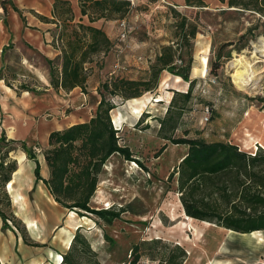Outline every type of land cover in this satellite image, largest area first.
<instances>
[{
	"label": "rangeland",
	"instance_id": "1",
	"mask_svg": "<svg viewBox=\"0 0 264 264\" xmlns=\"http://www.w3.org/2000/svg\"><path fill=\"white\" fill-rule=\"evenodd\" d=\"M129 1L131 6L137 2V5L132 6V11L116 14L120 19L124 18L125 38L120 40L119 32L116 37L114 34L110 37L107 35L110 45L89 51L86 63L95 60L96 65L104 67L105 62L99 64L96 58L111 52L114 42L126 48L131 38H139L152 43V48L156 40L163 38L160 50L163 46H171L173 61L175 58L182 60L179 64L173 63V71H181L190 60L189 78L194 79L189 101L183 105L181 96L177 95L171 103L170 113L176 118L177 124L174 135L184 136L187 132L185 136L206 140L232 139L242 145L250 140L251 148L258 145V141L262 142L264 61L253 63V67L257 68L254 71V92H246L232 82L230 73L233 68L230 62L237 57L236 53L243 50L250 57L252 44L259 36H264V0H236L234 8L226 4L217 9L185 8L183 13L161 0ZM58 10L61 18L55 27L53 41L59 47L68 48L67 42L74 36V24L81 21L72 18L71 13L65 11L66 6L61 5ZM91 10L92 7L88 11ZM193 26L195 30L191 35ZM76 30L79 34L83 33L79 28ZM139 48L138 45L133 47ZM2 58L0 133L4 131L6 134L4 124L9 115L13 116L15 112L34 127L40 125L37 127L38 133H33V138L15 139H25L27 146L35 144L36 157L39 156L44 164L43 153L48 147L45 132L83 121L95 111L89 108L88 112L80 113L78 107L69 105L72 94L61 88L56 90L48 80L47 83L39 80L30 71L28 62H20V56L12 45L6 46ZM115 63L118 65L114 69ZM120 67L118 61L106 62L104 76L102 74L96 79L97 89H103V83L117 74L121 75L117 72ZM193 67L194 70L198 69L199 73L193 71L196 75L192 74ZM213 67L215 70L212 71ZM144 74L138 73L136 78ZM176 75L167 69L160 71L150 84L152 88L139 95H149L148 102H144L139 114L131 109L132 97L110 110L111 122L118 129L119 142L128 145L133 156L144 166L136 161L130 163L131 160L124 159L118 153L110 155L105 161L106 165L102 164L96 184V187L99 186L95 188V193L93 191L89 204L96 209H120L119 217L111 220L103 219L96 213L79 214L73 210L70 211V216H73L70 219L67 216L68 209L53 199L45 184L41 180L34 182V161L26 156L20 141L10 140L8 138L11 137L7 135L5 139H0V160L3 162L0 177L3 174L9 176L7 182H0V210L7 217L8 226L2 225L0 217V264H32L31 261L36 257L40 261L35 264H59L62 259H59V254L63 255L69 247L63 246L61 238L64 235L66 246L71 236L66 229L70 220L80 223L79 232L88 240L91 248V251H81V247L77 246L74 255L81 264H94L95 260L100 264H122L123 261L129 264L131 247L135 244L141 252L135 264H155L159 257L173 252L175 244L185 249L186 256L182 264H264V243L260 244L264 233L252 236L237 233L236 239L248 243L232 239L228 241V232L224 228L210 226L207 222L204 225L181 211L177 174L172 178L168 175L181 160L182 154L186 153L187 145H172V142L157 135L159 119L165 114L173 90L185 91L188 87V81L180 75L181 79L177 80ZM123 76L128 77L127 74ZM20 84H25L30 90L22 89ZM7 86L12 88L8 92L14 95L10 99L14 103L12 113L9 107L6 108V103H11L5 95ZM75 87L73 90L81 89ZM33 90L40 91V94L35 97L31 92ZM105 95L110 97L107 91ZM156 95L161 96L160 101H152ZM205 105L210 107V117L206 121L202 117ZM177 112H180L178 116ZM248 126L252 128L250 131ZM163 144L165 147L162 149ZM9 166L15 168L10 171ZM104 177L108 179H102ZM72 228H75V223H72ZM193 229L197 231L196 234ZM76 230L72 231V237ZM200 232L203 236L194 239ZM13 233L20 236L19 243H14Z\"/></svg>",
	"mask_w": 264,
	"mask_h": 264
},
{
	"label": "trees",
	"instance_id": "2",
	"mask_svg": "<svg viewBox=\"0 0 264 264\" xmlns=\"http://www.w3.org/2000/svg\"><path fill=\"white\" fill-rule=\"evenodd\" d=\"M229 2L237 3L236 0ZM185 3L198 6L203 4V0H185ZM79 4L81 12L87 13L90 21L99 17L111 18L114 14L123 13L131 7L129 0H79ZM61 5L66 6L65 11L71 13L68 0H54V8L59 9ZM90 7L93 10L89 12ZM70 16L73 18L72 13ZM75 27L81 29L83 33L79 34ZM194 30L193 26L190 30L191 35L194 34ZM73 32L74 36L67 42L68 48L59 47L52 42L61 51L62 63L58 69L52 60L47 59L51 70L50 84L56 90L61 88L68 91L79 86L86 92L84 62L87 54L89 51L100 50L103 46L107 48L110 45V38L102 28L83 22H76ZM174 67L171 46H163L150 65L149 71L139 78L117 74L109 81L106 79L107 82L101 85L104 91L98 88L100 99L92 116L87 120L49 132L48 147L43 153L48 167V177H43L40 173V163L33 147L35 144L27 146L25 139H8L20 141L26 156L34 161V182L41 180L53 199L61 206L79 214L96 213L106 220L119 217L120 209H109L110 207L96 209L89 204L93 191L97 189L102 164L110 155L118 153L124 159L136 161L144 166L133 156L128 145L119 142L118 129L111 122L110 110L125 99L139 96L151 89L152 80H156L162 69H167L188 81L185 91L173 90L165 114L159 119L157 130L159 137L169 140L172 144L187 145L186 153L168 175L172 178L175 173L177 174L179 200L184 214L238 232L250 233L253 230L264 229V147L257 145L253 151H247L227 139L206 140L196 136H185L187 132L184 136H175L177 124L176 118L170 113L171 103L177 95L181 96L183 105L189 101L194 79L189 78L190 60L181 71L174 72ZM20 87L30 90L25 84H20ZM106 91L110 94L109 98L105 95ZM116 100L119 102L116 103ZM262 103L264 104V98ZM179 114L180 112H177V116ZM5 138V132L1 131L0 139ZM2 167L3 162L0 160V169ZM14 168L9 166L8 170L12 171ZM1 180L7 182L8 174H3L0 182ZM0 217L2 225L8 227L7 217L1 210ZM77 246L81 247V251H91L89 242L80 234L79 227L70 241L67 252L61 255L62 263L81 264L74 255ZM173 249V252L159 257L155 264H182L186 256L184 247L175 244ZM130 256L129 264H135L141 257L137 244L131 247ZM94 264L100 263L95 260Z\"/></svg>",
	"mask_w": 264,
	"mask_h": 264
},
{
	"label": "crops",
	"instance_id": "3",
	"mask_svg": "<svg viewBox=\"0 0 264 264\" xmlns=\"http://www.w3.org/2000/svg\"><path fill=\"white\" fill-rule=\"evenodd\" d=\"M69 6L71 9V13L73 15V18L77 19L78 21H81L86 24H91L96 27H100L104 30V32L109 35H117V32L121 30L120 22L124 20V18L120 19L117 17L116 14H114L113 18H105V17H99L92 21L89 20L87 13H82L79 0H68ZM164 3H167V5H171L174 7L177 11L183 13L185 8L189 9H217L220 7H224L231 5L229 8H234L233 4L229 2V0H203L202 5H187L185 3V0H161ZM132 2V0H131ZM155 2V1H154ZM157 2V1H156ZM133 3V2H132ZM136 3V4H135ZM133 5H137V2H135ZM132 6L127 10V12L132 11ZM186 13V12H184ZM116 15V16H115ZM47 17L48 19L42 18ZM61 18L58 7L54 8V0H0V72L1 68L3 66V54L6 50V46L12 45L14 49L17 50L19 56H20V62L21 63H27L30 71L43 83L50 82V64L48 63L47 59H50L54 61L57 65V68L60 69L61 63H62V56L61 51L59 47H56L52 44L53 40L55 39L56 35V25L59 19ZM138 27V26H136ZM110 37V36H109ZM149 39V38H148ZM156 44L154 47H150L152 43H147V40L139 39V38H131L129 42V47H124L116 42L113 43L112 51L108 54H100L98 55V58L96 60L99 62V64H102L105 62H116L118 61L120 63V68L117 72L121 75L127 74L130 78H136V74L138 73H146L149 71L150 65L154 62L155 57L157 54L160 53V44L164 42L163 38H160L156 40ZM145 43H147V46ZM139 46V49H133L134 46ZM199 45V44H198ZM128 46V44H127ZM148 47L150 49H148ZM148 50V51H147ZM131 51V52H130ZM95 62V60H94ZM94 62L86 63L84 62L85 72H86V81H85V88L86 92L79 90H73L77 87H73L70 90H68L72 95L69 97V105L78 107V111L80 113L88 112L89 108H92L94 111L97 108V104L100 99V94L98 92L97 86H98V80H96L99 76H104L103 68L102 66L96 65ZM31 66V68H30ZM195 67H193L194 70ZM108 71V70H107ZM122 72V73H121ZM109 73V72H108ZM196 75V74H193ZM3 77L0 75V80ZM177 80L181 79L179 75H176ZM39 88V87H37ZM80 88V87H79ZM1 84H0V91L1 90ZM5 95H7V98L11 103H6V108H10V113L14 110H12L14 107H12L13 101L11 97L14 96L12 93L8 91H12V88L9 86L6 87ZM14 92V90H13ZM33 95L36 97V95L40 94V91L33 90L31 91ZM160 101V100H159ZM123 102V101H122ZM121 103H118V105ZM14 113V115H9L8 121L6 124H4V128L6 131V135L15 139V138H24V137H32L33 133H38L37 127H34L33 124L30 121L25 120L23 117L19 116L18 114ZM88 119V118H87ZM85 119V120H87ZM84 121V120H83ZM80 122V121H78ZM72 123H69L70 125ZM66 125V126H68ZM65 126V127H66ZM11 129L13 131L12 134H9L8 129ZM63 128V127H62ZM60 129V128H56ZM252 128L248 126V130L250 131ZM51 131V130H50ZM49 131V132H50ZM49 132H45V139L47 140ZM43 135V134H42ZM41 135V136H42ZM264 137V136H262ZM264 139V138H263ZM229 141L236 143L240 148L247 150V151H253L255 147L251 148V145L249 144V141L246 142V145H242L240 142L236 140L229 139ZM172 144V143H171ZM257 144L261 147H264V140L262 142L258 141ZM177 145V144H172ZM36 148V146H33ZM184 154L179 158V160L183 157ZM37 159L40 163V173L41 170L43 171L41 175L43 177H47L48 174V167L45 163L41 162L39 156H37ZM109 175V173H107ZM102 179H108L107 177H104ZM100 179V180H102ZM100 182V181H99ZM98 182V184H99ZM108 185V184H107ZM99 186V185H98ZM97 186V187H98ZM104 190L105 187L103 188ZM95 192V191H94ZM94 195V193H93ZM93 197V196H92ZM70 211L68 210L67 216L71 219ZM181 211L184 212L183 208L181 207ZM185 213V212H184ZM194 220H199L194 218ZM68 228H66L69 233L71 234L69 241L67 242L66 246L64 244L63 238L64 235L61 238V242L63 246L66 248L69 246L71 237H72V231L75 228H78L80 223L74 222L72 220L69 221ZM202 224L204 222H207L209 224H213L216 226V224L199 220ZM72 223H75V228H72ZM182 224H180L181 226ZM206 225V224H204ZM212 226V225H210ZM220 227V226H219ZM223 228V227H221ZM225 231L231 230L224 228ZM232 232L236 233H227V239L228 241L234 240H240L239 238L236 239L235 236H237V233H249V232H238L231 230ZM262 231L261 233H264L263 230H253L251 232H258ZM233 235V236H232ZM203 236L202 232H200L194 239H199ZM187 238V237H186ZM20 236H16L13 233V241L16 243L20 241ZM241 241V240H240ZM244 243H248L245 241H241ZM264 243V239L260 244ZM61 259V254H59ZM40 261L37 257L34 258V260L31 261V263L35 264L36 262ZM211 261L209 260L208 263Z\"/></svg>",
	"mask_w": 264,
	"mask_h": 264
},
{
	"label": "bare ground",
	"instance_id": "4",
	"mask_svg": "<svg viewBox=\"0 0 264 264\" xmlns=\"http://www.w3.org/2000/svg\"><path fill=\"white\" fill-rule=\"evenodd\" d=\"M252 47H253V50H251V52H250L251 53V56L250 57L246 56L244 54V52L246 50H243L240 53H236L237 57L234 58L230 62L231 66L233 68L232 69V72L230 73L232 82L237 87H239L240 89H242V90H244L246 92H254L255 91L256 84H255V81H254V79H255L254 78V76H255L254 75V71L257 68L256 67H253V63L254 62H257V61H264V36H259L257 38V40L252 44ZM195 71L197 72L198 69H195ZM155 97L156 98H153L152 101L153 100H158V101L161 100V96L160 95H156ZM147 99H149V95H146V96H138V97H132V98H130V102L132 104L131 105L132 111L135 112L136 114H139L142 111V107H144V105H145L144 102H148V101H146ZM133 103H136V104H133ZM113 117H115V116H113ZM113 120L116 122L115 118H113ZM8 132H9V134H12L13 133V131L10 128L8 129ZM129 162L134 164L133 161H129ZM106 164L107 163H105V165ZM21 173H23V172H21ZM10 185H11V183L9 182V186ZM15 195H17V194H15ZM210 225H213V224H210ZM227 232L231 233L232 231L231 230H227ZM261 232L262 231H258L257 233L256 232H254V233L253 232H250V233H238V234L243 235V236L244 235L252 236V235H255V234L256 235L257 234H260ZM193 233L196 234L197 231L195 229H193ZM234 233H236V232H234ZM59 259H58V261H59Z\"/></svg>",
	"mask_w": 264,
	"mask_h": 264
},
{
	"label": "built area",
	"instance_id": "5",
	"mask_svg": "<svg viewBox=\"0 0 264 264\" xmlns=\"http://www.w3.org/2000/svg\"><path fill=\"white\" fill-rule=\"evenodd\" d=\"M124 23H125L124 20L120 22L121 30L119 31V34H118L120 40H123L126 36L125 31H124L125 30ZM181 61H182L181 58H175L173 63L179 64ZM117 65H118L117 63L114 64V69L117 67ZM209 115H210V107L208 105H205L203 108V116H202L203 120L204 121L208 120Z\"/></svg>",
	"mask_w": 264,
	"mask_h": 264
}]
</instances>
